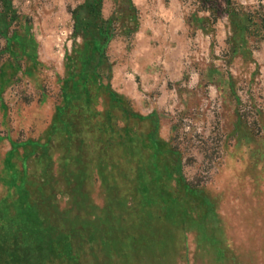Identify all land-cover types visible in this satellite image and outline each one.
<instances>
[{"label":"rangeland","instance_id":"rangeland-1","mask_svg":"<svg viewBox=\"0 0 264 264\" xmlns=\"http://www.w3.org/2000/svg\"><path fill=\"white\" fill-rule=\"evenodd\" d=\"M0 264H264V0H0Z\"/></svg>","mask_w":264,"mask_h":264}]
</instances>
